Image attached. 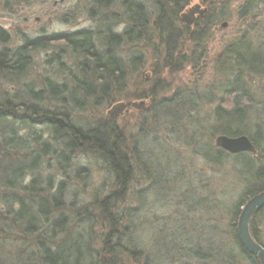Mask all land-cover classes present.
I'll use <instances>...</instances> for the list:
<instances>
[{
	"label": "rangeland",
	"instance_id": "obj_1",
	"mask_svg": "<svg viewBox=\"0 0 264 264\" xmlns=\"http://www.w3.org/2000/svg\"><path fill=\"white\" fill-rule=\"evenodd\" d=\"M122 1H115L117 7L96 9V15L91 0H0V32L5 35L0 51L21 47L24 40L33 43L34 39L43 38V43L33 50L27 46L29 64L25 71L13 79L0 76V105L13 98L16 91L22 95L25 87L34 92L44 88L46 80L71 88L81 79L80 56L65 41L52 36L96 30L100 15L109 19L112 11L121 14ZM131 1L145 6L154 19L156 9L152 0ZM177 2L172 39H131L112 49L125 65L122 90L113 87L108 99L102 94L96 100L72 92L86 100L80 110L67 103L75 127L85 130L111 120L121 132V145L133 158L123 192L97 156L79 149H64L53 141L49 130L32 121L17 124L25 148L21 146L16 159L24 168L21 167L23 177L12 191L27 198L29 195L20 188L38 178L43 189L49 180L51 189L46 193L52 197L57 194V186L62 185L59 196L65 210L59 215L63 220L58 221L64 231L62 236H53L55 243L76 241L81 234L80 241H87V236L98 240L92 246L98 252L100 240L110 232L108 220L99 213L100 201L119 190L117 199L103 208L108 214L118 213L123 218L114 219V230L122 243L119 264H162L164 253L172 257L171 264H177L175 245L182 250L199 251L200 247L208 256L207 247L211 250L215 242L231 251L230 264H247L232 245L229 233L234 218L236 227L239 205L248 197L249 178L235 161L238 154H229L219 162L210 155L215 154L214 139L222 131L221 123L216 121V108L231 107L232 99L240 96L247 116L245 135L258 140L254 144L256 167L264 168V60L261 66L250 64V57L264 56V0L247 5L245 0ZM193 5L207 8L208 14L197 26L186 28L179 16ZM120 18L124 20L123 13ZM223 22L227 23L225 28L221 27ZM116 23L112 30L122 32L125 23L120 19ZM243 49L249 54L245 63L235 60L234 50L242 53ZM168 51L173 53L171 63ZM232 83L241 88L238 93L234 89L228 93ZM140 102L144 103L141 108L133 106ZM118 103H124L125 110L109 116L107 112ZM255 129L259 130L260 139L254 137ZM40 135L51 153L42 154L32 141ZM208 148L211 152L206 154ZM30 156L37 157L38 162L33 172L29 170ZM244 157L252 160L250 155ZM9 193V189L0 186V197L7 199L5 195ZM254 226L264 246V215L255 220ZM3 229L0 264H12L19 247L35 244V235L25 238L12 223ZM109 241L115 246L114 237ZM103 258L110 264L108 256ZM211 258L201 263L192 260L191 264H225L217 260L221 256L214 254Z\"/></svg>",
	"mask_w": 264,
	"mask_h": 264
},
{
	"label": "trees",
	"instance_id": "obj_2",
	"mask_svg": "<svg viewBox=\"0 0 264 264\" xmlns=\"http://www.w3.org/2000/svg\"><path fill=\"white\" fill-rule=\"evenodd\" d=\"M115 1L117 0H91L93 4L91 5L92 11L96 12L97 15L98 11L96 9H104L110 6L117 7ZM177 1L152 0L156 9L155 17L152 20L151 16H153V13L150 15V12L148 13L145 6L131 0H123L120 3V8L121 14L123 13L124 15V20L120 18L121 14L119 12L112 11L109 14V19L105 18L104 15H100L96 30H79L70 35L52 36L54 40L65 41L70 46V49H72V52L80 56L78 70L81 74V79L74 82L71 88L67 87L65 83H49V80H46L44 88L34 92L31 90V87H25L22 95L16 91L14 92L15 95H13V98H9L8 101L5 100L3 105H0V186L6 187L11 191V194L5 195L8 197L7 199L0 197V231H4L3 227L5 225L9 226L12 223L14 229L24 233L25 238L35 235L34 239L36 240L32 246L19 247L15 253L16 260L11 262L12 264H106L103 257L107 256L110 258V264H119L117 262L119 260L118 250L122 243L120 241V235L114 229L116 226L115 220L120 221L123 218L118 213L112 216L103 208L107 207L106 203L115 198L117 199L120 192H123L129 176V169H131L132 153L129 154L122 147L121 132L116 129L114 122H111V120L104 123H97L94 127L85 130L75 127L70 120V108L67 106V103L69 102L72 109L80 110V107H84L86 104V100L75 96V93L81 94L88 100H96L102 94L106 95L108 99L111 88L113 89V87L122 90L124 88L125 65L122 60L117 58L115 53H112V49L120 46L124 41H142L144 37H146L145 39L148 42H151L153 38L159 40L172 39L174 22L176 21L178 10L176 6L179 5ZM247 4L250 3L246 2ZM91 17L94 18V16ZM105 19L108 20L106 21ZM119 19L125 23H123L124 29L120 33H115L112 28H114V24L116 25ZM42 39H34L33 43L24 40L21 47H17L14 50H1L0 76L13 79L25 71L29 64V58L26 53L27 46H30L28 50H33L43 43L41 41ZM4 41L5 35L0 32V42ZM170 46L173 48L172 45ZM234 53L235 60L237 58V61H248L247 56L249 54L246 55L244 49L242 53H237L235 50ZM172 54L171 51L167 53L170 63L174 61V58L171 56ZM263 57H250V60L252 59L251 66L256 65L255 63L261 66L264 60ZM138 59L136 58V60ZM182 61L184 62V59ZM232 85V89L228 93L233 89L238 93L241 88L233 83ZM150 95H153V91ZM231 96L233 95L231 94ZM241 99L240 96L233 98L231 107H223L221 105V107L216 108V121L221 123V135L229 137L247 136L245 135L246 130L243 127L246 123L247 116L244 112V107H242L243 100ZM148 107H150V103ZM31 121L49 130L51 133L50 137L53 141L58 142L64 149L68 151L79 149L83 150V152H89L92 156H97L103 162L108 173L114 175V183L120 186V192L115 189L100 201L99 213L108 220L110 232L100 240L101 245L98 252L92 247L93 243L98 240L91 239L87 236V241L83 242L82 240L84 239L80 241L79 238L83 236L81 234L78 238L79 241H66L65 244H61L62 242L59 244L55 243L56 240H54L53 236H62L64 231L60 221H58L59 218H61V221L63 220V217L59 215L65 210L59 196L62 185L57 186V194L52 197L50 193H46L51 189L49 180H47L46 187L43 189L40 183L41 181L38 178H33L27 186L20 188L24 194L29 195L27 198L22 199L19 193L12 191L17 182L23 177L21 174V167L23 166H20V161L16 157L19 155L20 149L22 147L25 148V144H23L25 140L23 141L20 138L17 124L21 122L30 123ZM247 137L256 149L255 145L258 140H253L249 136ZM254 137L257 139L261 138L259 130L255 131ZM41 140L42 136L40 135L38 139L35 138L32 141L40 148L42 154L51 153L49 145L44 144ZM209 152H211L210 148H208V151H205L206 154H209ZM28 155L26 154V156ZM247 155L250 154H238V157H236L238 159L235 160L241 166L240 168L244 172V176L249 178L247 183H249L250 187L249 192H247L248 197L246 201L253 195L264 190V168L262 165L256 167L257 162L255 160L257 158L246 160L244 156ZM136 156L139 157L138 154ZM228 156L230 155L219 148L215 149L214 155H210L211 159L216 162H219V160L223 161ZM23 157L25 156L23 155ZM36 159L37 157H29L30 162L28 163L31 166L29 168L31 172L38 166ZM245 202L239 205L240 208ZM260 215H264V207L252 218L249 230L254 240L264 248L259 241L257 229L254 226L255 220ZM125 217L127 216L124 215ZM234 221L235 218L230 224L229 233L232 245L237 249L240 258L245 260L247 264H259L255 256L247 254L240 246ZM110 237H114L115 246L111 245L109 241ZM214 245V247H211V250L207 247L208 256L203 252V250L205 251L203 248L198 247L199 251L186 248L182 250L183 247H180V249L178 248L179 246L177 247L175 245L174 250L179 255L176 263L191 264L192 260L198 263L206 260L211 261V257L215 254L217 258L220 256L221 258L214 259L218 261L223 260L225 264H230L228 259L231 257V251L224 250L223 246H219L217 242ZM202 253L205 254L203 255ZM209 253L211 254L210 257ZM166 255L168 253L162 255L163 261L160 263L171 264L172 257H167ZM166 259L167 261H164Z\"/></svg>",
	"mask_w": 264,
	"mask_h": 264
},
{
	"label": "water",
	"instance_id": "obj_3",
	"mask_svg": "<svg viewBox=\"0 0 264 264\" xmlns=\"http://www.w3.org/2000/svg\"><path fill=\"white\" fill-rule=\"evenodd\" d=\"M205 12L206 9L202 8L200 5H193L182 13L179 19L184 25L190 26L197 18L202 17ZM226 26V22L221 24L222 28ZM143 105V102L133 104L135 108H141ZM125 107L126 105L124 103L115 104L107 114L109 116L120 114L125 110ZM214 146L231 155L248 153L253 159L257 158L255 147L249 138L244 135L236 137L219 135L214 139ZM263 207L264 190L253 195L243 204L236 223V235L240 246L247 254L255 256L259 264H264V248L251 236L249 226L252 218Z\"/></svg>",
	"mask_w": 264,
	"mask_h": 264
},
{
	"label": "flooded vegetation",
	"instance_id": "obj_4",
	"mask_svg": "<svg viewBox=\"0 0 264 264\" xmlns=\"http://www.w3.org/2000/svg\"><path fill=\"white\" fill-rule=\"evenodd\" d=\"M256 0H245V2H248V3H253V2H255ZM201 6V5H200ZM190 8V7H189ZM188 8H186V9H184L183 10V13L187 10ZM181 14V13H180ZM207 14H208V10H207V8H206V12H205V14L202 16V17H200V18H197L195 21H194V23L192 24V25H190V26H187V25H184L183 23H181V21H180V19H179V22L181 23V24H183L186 28L187 27H195V26H197L198 24H199V22L201 21V20H203V19H205L206 17H207ZM179 18H180V16H179Z\"/></svg>",
	"mask_w": 264,
	"mask_h": 264
},
{
	"label": "bare ground",
	"instance_id": "obj_5",
	"mask_svg": "<svg viewBox=\"0 0 264 264\" xmlns=\"http://www.w3.org/2000/svg\"><path fill=\"white\" fill-rule=\"evenodd\" d=\"M204 9H206L205 7H203ZM228 154V153H227Z\"/></svg>",
	"mask_w": 264,
	"mask_h": 264
}]
</instances>
